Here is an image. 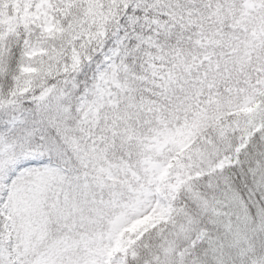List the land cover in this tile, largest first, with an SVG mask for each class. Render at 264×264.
Returning <instances> with one entry per match:
<instances>
[{
	"label": "snow or ice",
	"instance_id": "1",
	"mask_svg": "<svg viewBox=\"0 0 264 264\" xmlns=\"http://www.w3.org/2000/svg\"><path fill=\"white\" fill-rule=\"evenodd\" d=\"M0 264H264V0H0Z\"/></svg>",
	"mask_w": 264,
	"mask_h": 264
}]
</instances>
